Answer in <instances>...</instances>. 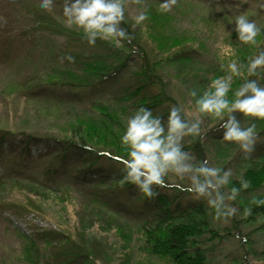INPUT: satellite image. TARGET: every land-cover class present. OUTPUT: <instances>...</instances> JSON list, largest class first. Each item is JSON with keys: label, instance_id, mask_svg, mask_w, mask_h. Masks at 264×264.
<instances>
[{"label": "trees", "instance_id": "1", "mask_svg": "<svg viewBox=\"0 0 264 264\" xmlns=\"http://www.w3.org/2000/svg\"><path fill=\"white\" fill-rule=\"evenodd\" d=\"M147 1L149 5L143 10L147 19L136 24L125 0V20L121 26L129 32L128 39L98 37L94 45L88 44L82 30L59 19L63 16V0H54L50 10L40 8L35 0H10L7 3H15V10L0 14V40L9 47L10 39L14 35L18 38L10 56L22 59L33 50H40V58L33 60L37 61L33 64L34 74L19 81L20 84L16 81L14 90L19 87L27 96L59 102L70 106L69 109L78 106L64 131H21L19 135L24 142L17 158L9 160L0 152V161L7 165L0 172L1 209L17 216L33 212L57 219L58 229L41 228L25 234L15 228L28 264H37L40 259L47 264H110L117 256L128 263L137 254L148 264L159 260L165 264H211L209 251L228 235L239 237L247 247L241 264H249L246 260L249 253L257 255L249 236L264 231V204L255 203L264 200V147L252 152L251 158L242 154L243 167L234 171L236 176L232 175L230 184L225 186L228 190L233 185L239 187L241 176L250 181L235 200L239 209L226 219L229 225L221 226L216 221L225 218H216L214 209L203 198L182 202V196L192 193L188 186L165 180L164 186H153L157 195L148 198L135 185L121 182L122 158H127V149L120 137L127 118L137 108L146 106L154 115L166 119L171 105L181 107L172 94L173 79H191L203 92L213 79L227 75L228 63L235 60L241 67V75L233 77L228 93L231 101L234 91L246 79L258 78L249 76L246 67L254 54L264 50V31L258 34L255 44L240 41L236 33L235 38L225 37L224 45L216 42L211 46V55L205 58L207 74L194 72L190 69L192 65L203 62V52L211 40L215 41L214 28L206 23L204 29H186L180 25L185 21L182 18L185 13L161 11L162 0ZM13 21L16 26L10 28ZM67 55L74 60L65 59ZM4 59L1 65L8 63ZM260 72L258 82L264 86V69ZM253 122L259 143L264 140V119L250 117L249 125ZM220 124L221 120L214 128H220ZM12 133L0 129V149ZM202 135L195 140L185 137L183 141L184 149L191 151L197 161L207 160ZM34 140L51 156L37 173H31L25 164L29 144ZM228 163L220 167L225 168ZM6 187L15 190L18 197L8 200L4 194L1 196ZM75 192L81 201L72 204ZM64 201L72 207L79 204L86 213H94L92 205L101 207L111 215L128 219L129 223L115 226L109 239L85 232L84 228L66 227L59 215L67 208ZM246 208L251 209L247 216L243 214ZM130 221L137 225L133 227ZM240 224L252 226L248 234L241 233ZM260 255L264 257V250Z\"/></svg>", "mask_w": 264, "mask_h": 264}, {"label": "rangeland", "instance_id": "2", "mask_svg": "<svg viewBox=\"0 0 264 264\" xmlns=\"http://www.w3.org/2000/svg\"><path fill=\"white\" fill-rule=\"evenodd\" d=\"M7 1L10 0H0V14L4 13V11L11 13L15 10L16 4L7 3ZM35 1L40 4V0ZM148 3L147 0H128L127 8L135 17L149 5ZM170 10L185 13V15L182 16V18H185V21L180 22V25L182 27L184 26L186 29H191L192 27L204 29L206 23L211 28H214L213 31L215 35L213 38L215 41L211 40L210 46L208 45L203 52L204 56L201 59L203 62L194 63L190 68L194 72L199 71L200 74H207L208 72V62L205 58H209L211 55V53H209L212 50L211 46L216 42L224 45L223 39H225V37H233L236 34L234 31V21L237 15H247L250 20L255 21L257 26L264 31V0H176V3ZM54 11L57 10H53V12ZM59 19L62 23L71 28L82 30L75 25H69L64 15L59 16ZM12 26H16L14 21L11 23L10 28H12ZM17 39L15 35L10 39V46L12 48L10 46L7 47V44L0 40V43L2 42L0 61L4 58V60L7 59L8 61L5 65L0 64V129L13 131L2 143L0 152L9 160L17 158V153L23 146L24 139L21 138L19 132L58 133L59 131H64L68 120L75 114V110L78 109V106L69 109L70 106H64L59 102H53L48 99L42 100L32 98L21 91L19 87L14 90L16 81L19 83L22 79L25 80L27 77H30L29 74L33 73L35 69L33 64L37 63V61L34 62L33 60L40 58L38 57V51L40 50H33L22 59L17 55L12 54L10 56L9 52L12 53L18 45ZM57 40L61 41V39ZM227 45L228 43H226V46ZM16 56L19 58L16 59ZM172 84V94L180 102L186 118L189 120L194 119L195 98L191 97L189 92L192 89H196L199 95L202 94V90L199 89L191 79L185 81H175L173 79ZM235 115L237 119L240 120L242 127H247L249 125L250 117H245L239 112L235 113ZM219 120V118L211 114H201L200 128L201 133H203L202 139L205 145L206 158L209 165L214 167H220L221 165L223 167L224 164L229 161L225 169H231L232 174L235 175L236 173L234 171L243 167L244 158L242 154L251 158L254 154L252 152H257L260 147H264V140L255 143L253 151L245 155L238 143L223 140V129L221 127L217 129L214 128ZM205 133H208V135L205 136ZM29 148L30 154L29 157L25 159V164L27 168L32 171L31 173L41 172L51 156L45 154L44 147L38 144L36 140L29 144ZM6 166V164L0 161V172ZM67 169L70 171L72 170V168L69 167ZM165 180L175 185L188 186L190 184L187 178L180 179L172 173H169V175L165 177ZM223 190L225 192L228 191L226 188ZM1 194V196L4 194L8 200H13L18 197V193L9 187H6ZM72 195L74 197L71 202L72 204L81 201L78 193L75 192ZM196 198V195L191 193L182 196V202L185 203L188 200H194ZM203 201L207 203L206 198H203ZM226 203L232 204L239 209V203L235 201H226ZM64 205H66L67 208L65 211L60 212L59 215L65 221L66 227L73 228L75 226L77 230L84 228L83 230H85V232L91 231L95 235L99 234L108 239L115 226H127V223H129L128 219L111 215L103 208L95 207L94 205L90 206L94 213L83 212L79 204L72 207L71 204H66V201H64ZM52 207L53 206H51V209ZM56 211L58 210H55V212ZM49 217L51 218L40 217L33 212H27L21 216H17L8 213L4 209L2 210L0 207V264H28L22 255V240L17 236L15 228L25 234L33 233L41 228L58 229L55 224L57 221L56 217L52 215H49ZM216 221L219 222L221 226L230 224L226 219ZM130 223L133 227L137 225L134 221H130ZM240 226L241 233L244 235L248 234L252 228L251 225L244 226L240 224ZM107 233L109 236H107ZM249 239L252 243V250L256 251L257 255L254 257L252 253H249L246 256V260L249 264H264V257L260 255L264 250V231L253 232L252 235L250 234ZM246 248V245L244 246L243 243L240 242L239 237L228 235L221 242L217 243L215 249L209 251L208 255L211 264H241L242 255L246 252ZM117 257H115L110 264H148L144 259L141 260L140 258L143 257L138 256V254L128 263ZM45 262V260L43 261L40 259V262H37V264H47ZM100 262L103 263L101 260ZM156 264L165 263L159 260L156 261Z\"/></svg>", "mask_w": 264, "mask_h": 264}, {"label": "clouds", "instance_id": "3", "mask_svg": "<svg viewBox=\"0 0 264 264\" xmlns=\"http://www.w3.org/2000/svg\"><path fill=\"white\" fill-rule=\"evenodd\" d=\"M54 0H40V8L50 10ZM176 0H162L161 11L167 12ZM63 15L69 25L83 30L84 38L89 45H94L99 37L104 40L117 38L128 39L130 34L121 21L125 20V0H63ZM147 19V12L140 11L135 17L136 24ZM234 31L242 42L255 44L261 28L247 15L240 14L235 18ZM65 59L73 61L67 55ZM228 74L211 81V85L198 95L192 89L189 95L194 99V119L185 117L180 106L171 105L166 119L154 115L146 106L137 108L127 120L120 137L121 144L127 149V158H122L124 165L123 182L135 185L144 196L152 198L157 193L153 186H164L169 173L180 179L190 181L188 191L197 198H206L207 204L214 209L216 218L234 216L238 208L226 201H235L242 188H248L250 181L243 176L239 178V187L233 185L227 192L232 178V170L210 166L208 161L199 160L184 149L185 137L195 140L201 134V114H211L221 120L222 138L236 142L245 155L250 154L255 146L257 131L253 122L242 127L235 113L245 117L264 119V86L258 80L260 70L264 69V50L254 54L246 67L249 76L257 79H246L235 91L230 101L228 93L232 88L233 77L241 75V67L235 60L227 65ZM225 117H227L225 119ZM255 203L264 204V200ZM251 209H244L247 216Z\"/></svg>", "mask_w": 264, "mask_h": 264}]
</instances>
